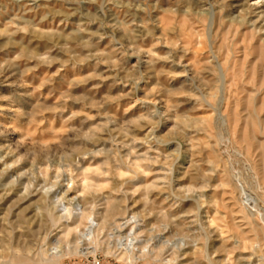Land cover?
<instances>
[{
  "label": "rangeland",
  "instance_id": "rangeland-1",
  "mask_svg": "<svg viewBox=\"0 0 264 264\" xmlns=\"http://www.w3.org/2000/svg\"><path fill=\"white\" fill-rule=\"evenodd\" d=\"M0 264H264V0H0Z\"/></svg>",
  "mask_w": 264,
  "mask_h": 264
},
{
  "label": "bare ground",
  "instance_id": "bare-ground-1",
  "mask_svg": "<svg viewBox=\"0 0 264 264\" xmlns=\"http://www.w3.org/2000/svg\"><path fill=\"white\" fill-rule=\"evenodd\" d=\"M258 4V2H256ZM260 3V2H259ZM259 5V4H258ZM260 6V5H259ZM128 218V217H127ZM127 218H125L127 220ZM124 219V218H123ZM145 220V219H144ZM135 222V221H134ZM146 223V222H145ZM123 224V223H122ZM126 225L123 226L126 228H128V226H130V224H132L131 220H127V222L125 223ZM135 228L139 229L141 227V223L140 222H135ZM122 228V227H121ZM119 229V228H118ZM120 230V229H119ZM123 231V228L122 230ZM141 232V231H140ZM122 234V233H121ZM128 235H132L134 241H136V243H139L142 241V236L140 235V233H136V232H133V234L131 232H128Z\"/></svg>",
  "mask_w": 264,
  "mask_h": 264
}]
</instances>
